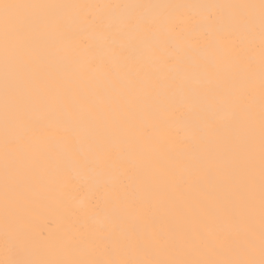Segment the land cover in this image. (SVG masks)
Returning a JSON list of instances; mask_svg holds the SVG:
<instances>
[{"label": "snow or ice", "instance_id": "obj_1", "mask_svg": "<svg viewBox=\"0 0 264 264\" xmlns=\"http://www.w3.org/2000/svg\"><path fill=\"white\" fill-rule=\"evenodd\" d=\"M0 264H264V0H0Z\"/></svg>", "mask_w": 264, "mask_h": 264}, {"label": "bare ground", "instance_id": "obj_2", "mask_svg": "<svg viewBox=\"0 0 264 264\" xmlns=\"http://www.w3.org/2000/svg\"><path fill=\"white\" fill-rule=\"evenodd\" d=\"M49 2L56 3H130V2H147L159 4H172V5H193V4H213V3H227L237 2V0H49ZM176 23L184 29L186 33H191L195 37L203 30L202 25L199 23L200 15L197 10L182 9L180 12L173 13ZM79 28L77 18L72 16L67 24L66 31L69 34L76 32ZM192 43L195 40L192 39ZM227 44L228 41L224 40ZM185 129L176 123H172L168 131L164 134L170 141L174 142L185 133ZM54 135L60 138L63 132L59 129L54 130ZM74 183L87 185L86 179L76 177ZM87 192L81 190L74 199L67 200L63 204L59 203L55 198H44L39 203L33 205L35 214L33 216L35 222L39 224L44 231L53 235H58L66 227V215L75 214L82 206L87 204Z\"/></svg>", "mask_w": 264, "mask_h": 264}]
</instances>
